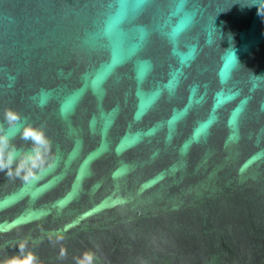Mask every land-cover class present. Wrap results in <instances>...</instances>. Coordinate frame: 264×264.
<instances>
[{
  "label": "water",
  "instance_id": "obj_1",
  "mask_svg": "<svg viewBox=\"0 0 264 264\" xmlns=\"http://www.w3.org/2000/svg\"><path fill=\"white\" fill-rule=\"evenodd\" d=\"M26 123L0 264H264V0H0L21 152Z\"/></svg>",
  "mask_w": 264,
  "mask_h": 264
},
{
  "label": "clouds",
  "instance_id": "obj_2",
  "mask_svg": "<svg viewBox=\"0 0 264 264\" xmlns=\"http://www.w3.org/2000/svg\"><path fill=\"white\" fill-rule=\"evenodd\" d=\"M258 14H261L259 8ZM4 116L8 127H14L20 120L19 113L12 109H6ZM18 135L32 146L27 152H21L12 142L15 137H10L6 133L0 134V171H6L8 175H12L13 172L17 175L25 173L24 179H28L33 175L34 170L45 163V156L50 152L51 144L43 128L30 123H26L19 130ZM35 259L32 256L29 264H35ZM4 264H13V260L10 258Z\"/></svg>",
  "mask_w": 264,
  "mask_h": 264
},
{
  "label": "snow or ice",
  "instance_id": "obj_3",
  "mask_svg": "<svg viewBox=\"0 0 264 264\" xmlns=\"http://www.w3.org/2000/svg\"><path fill=\"white\" fill-rule=\"evenodd\" d=\"M135 2H137V3H138V2H139V0H135ZM30 259H31V258H29V260H30ZM24 264H29V261H25V262H24Z\"/></svg>",
  "mask_w": 264,
  "mask_h": 264
}]
</instances>
